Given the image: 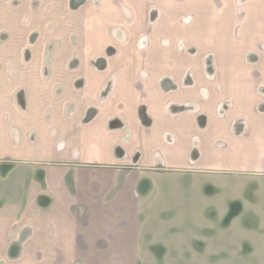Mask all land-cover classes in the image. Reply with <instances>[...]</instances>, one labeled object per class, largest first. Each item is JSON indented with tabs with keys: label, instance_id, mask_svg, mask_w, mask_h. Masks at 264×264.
<instances>
[{
	"label": "crops",
	"instance_id": "1",
	"mask_svg": "<svg viewBox=\"0 0 264 264\" xmlns=\"http://www.w3.org/2000/svg\"><path fill=\"white\" fill-rule=\"evenodd\" d=\"M197 1L0 0V264L264 249V0Z\"/></svg>",
	"mask_w": 264,
	"mask_h": 264
},
{
	"label": "rangeland",
	"instance_id": "2",
	"mask_svg": "<svg viewBox=\"0 0 264 264\" xmlns=\"http://www.w3.org/2000/svg\"><path fill=\"white\" fill-rule=\"evenodd\" d=\"M196 6V9H202L203 8V2L197 1V0H164V7L166 10L169 8L171 9H181V12L185 13V17H187V9L188 6L193 5ZM248 8L250 9V3L248 4ZM261 20L264 19L261 18ZM195 21L194 18H192V22ZM250 22V19H244L245 25H247V22ZM191 25L194 26L192 23ZM241 36V35H239ZM236 35L229 34V39H235ZM240 48V47H239ZM235 45H232V42H229L228 46V59L229 61H232L233 64L228 65L227 67L221 66V67H202V66H196L192 67L195 68L197 72H202L203 69L210 70L211 72H219V69L223 72L226 71L228 73H238V72H252L253 69H255L254 66H251L250 64H243V58H252V52L250 49H239ZM197 51V50H196ZM191 51V52H196ZM190 52V51H189ZM183 56H187L188 50H181L180 51ZM197 53V52H196ZM262 51L260 52V56L262 57ZM182 56V55H181ZM255 57V55H254ZM257 59V57H255ZM255 58L253 61H255ZM184 67H180V70L182 71ZM258 69L259 73H264V65H260L256 67ZM198 236H202V233H199ZM219 247H216V249L207 251L205 250L202 243H196L194 249H188V248H180L179 250H175V254H187L188 256H171V253L169 252V256L165 257H158V258H142L139 260V264H264V249H257L255 251H251L248 249L245 250H232L230 252H224V253H231L236 254L238 256H231V257H221V256H208L209 254H220Z\"/></svg>",
	"mask_w": 264,
	"mask_h": 264
}]
</instances>
